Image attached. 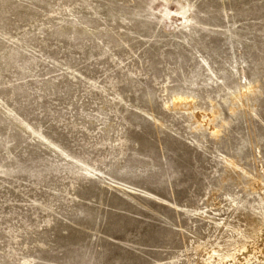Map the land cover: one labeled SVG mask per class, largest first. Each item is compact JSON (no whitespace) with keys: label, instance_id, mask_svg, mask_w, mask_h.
Segmentation results:
<instances>
[{"label":"rangeland","instance_id":"374dc122","mask_svg":"<svg viewBox=\"0 0 264 264\" xmlns=\"http://www.w3.org/2000/svg\"><path fill=\"white\" fill-rule=\"evenodd\" d=\"M264 0H0V264H264Z\"/></svg>","mask_w":264,"mask_h":264},{"label":"bare ground","instance_id":"6f19581e","mask_svg":"<svg viewBox=\"0 0 264 264\" xmlns=\"http://www.w3.org/2000/svg\"><path fill=\"white\" fill-rule=\"evenodd\" d=\"M250 247L247 248V250H245L244 255L246 256L244 260H242L241 258H239V261L236 264H243L242 261H248L250 259ZM257 251V257L258 258H263L264 257V239L260 238V244L258 246V249H256Z\"/></svg>","mask_w":264,"mask_h":264}]
</instances>
